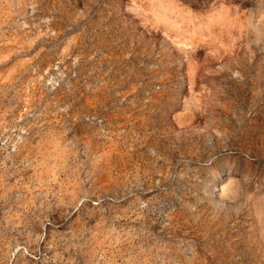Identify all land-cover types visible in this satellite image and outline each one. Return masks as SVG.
Segmentation results:
<instances>
[{"label": "rangeland", "instance_id": "obj_1", "mask_svg": "<svg viewBox=\"0 0 264 264\" xmlns=\"http://www.w3.org/2000/svg\"><path fill=\"white\" fill-rule=\"evenodd\" d=\"M0 264H264V0H0Z\"/></svg>", "mask_w": 264, "mask_h": 264}]
</instances>
